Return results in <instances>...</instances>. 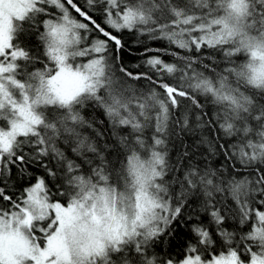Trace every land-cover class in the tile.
I'll return each mask as SVG.
<instances>
[{
  "label": "snow or ice",
  "instance_id": "snow-or-ice-1",
  "mask_svg": "<svg viewBox=\"0 0 264 264\" xmlns=\"http://www.w3.org/2000/svg\"><path fill=\"white\" fill-rule=\"evenodd\" d=\"M0 264H264V0H0Z\"/></svg>",
  "mask_w": 264,
  "mask_h": 264
},
{
  "label": "trees",
  "instance_id": "trees-1",
  "mask_svg": "<svg viewBox=\"0 0 264 264\" xmlns=\"http://www.w3.org/2000/svg\"><path fill=\"white\" fill-rule=\"evenodd\" d=\"M125 39L128 40L129 42H132L134 40V38L130 35L126 36ZM131 47L136 48V44L132 42ZM133 56H139V53H133Z\"/></svg>",
  "mask_w": 264,
  "mask_h": 264
}]
</instances>
